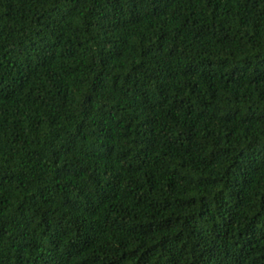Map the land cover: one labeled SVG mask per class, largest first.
<instances>
[{
    "label": "trees",
    "instance_id": "obj_1",
    "mask_svg": "<svg viewBox=\"0 0 264 264\" xmlns=\"http://www.w3.org/2000/svg\"><path fill=\"white\" fill-rule=\"evenodd\" d=\"M0 264H264V0H0Z\"/></svg>",
    "mask_w": 264,
    "mask_h": 264
}]
</instances>
